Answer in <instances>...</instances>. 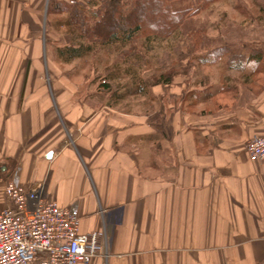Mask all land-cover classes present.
I'll list each match as a JSON object with an SVG mask.
<instances>
[{"label":"crops","instance_id":"1","mask_svg":"<svg viewBox=\"0 0 264 264\" xmlns=\"http://www.w3.org/2000/svg\"><path fill=\"white\" fill-rule=\"evenodd\" d=\"M42 2L0 0V47L30 41L38 61ZM16 59L0 54L29 60ZM238 59L219 73L206 58L213 73L154 85L147 113L61 101L57 88H23L14 68L0 72V210L17 173L24 188L77 203L79 231L97 232L105 254L88 264H264V159L247 151L264 135V86L249 94L241 81L254 60ZM229 77L231 97L217 92Z\"/></svg>","mask_w":264,"mask_h":264},{"label":"rangeland","instance_id":"2","mask_svg":"<svg viewBox=\"0 0 264 264\" xmlns=\"http://www.w3.org/2000/svg\"><path fill=\"white\" fill-rule=\"evenodd\" d=\"M42 1L44 12H41L42 8L39 11L38 32L43 45L39 47L38 61L33 62L30 41L27 45L0 47V54L13 55L14 60L21 55L29 58L28 64L0 62V72L15 69L13 82H18L16 86L57 88L61 101L68 102V97L72 96V102L87 101L96 106L111 105L121 112L147 113L157 103L153 95H149L154 86V78L161 73H186L193 77L192 80H197L203 71L213 73L210 65L209 71H206L200 61L207 58L212 63L216 60L212 56L215 48L221 49L222 53L215 63V70L219 73L222 69L230 70V66L235 65L233 59L239 60L241 56L252 55L260 58H256L257 63L252 65L253 70L261 71L255 76L260 79L255 83L256 87L264 81V0H215L206 6L195 0H173L170 4L172 10L184 9L188 10V14L168 43L146 48L145 40L138 37L123 47H96L91 53L71 63H64L56 53L59 47L70 43L68 29L61 21L66 18V14H47L51 0ZM56 1L67 7L77 4L80 8L92 10L91 0ZM195 32L199 34L197 40L193 37ZM25 36L23 33L22 38ZM110 72L114 73V78H109ZM3 78L6 76L0 75V82ZM230 78L224 80L223 84H230L237 89L235 84H231ZM241 82L249 94L254 96L247 88L246 80Z\"/></svg>","mask_w":264,"mask_h":264},{"label":"built area","instance_id":"3","mask_svg":"<svg viewBox=\"0 0 264 264\" xmlns=\"http://www.w3.org/2000/svg\"><path fill=\"white\" fill-rule=\"evenodd\" d=\"M248 153L264 159V135L247 144ZM10 205L0 210V264H88L99 252L97 232L79 231L76 202L60 206L41 187L24 188L17 173L5 183Z\"/></svg>","mask_w":264,"mask_h":264},{"label":"trees","instance_id":"4","mask_svg":"<svg viewBox=\"0 0 264 264\" xmlns=\"http://www.w3.org/2000/svg\"><path fill=\"white\" fill-rule=\"evenodd\" d=\"M172 1L91 0L92 10H85L77 4L67 7L62 2L51 0L47 8V14L65 13L66 18L61 21L64 22L63 25L66 26L68 29L67 33L71 37L70 43L64 47H59L56 53L61 61L71 63L73 60L91 53L96 47H123L131 44L138 37H142L145 40L146 48H153L154 45L168 43L178 32L179 26L182 25L188 14V10H172L170 5ZM195 1L202 6H206L215 0ZM193 37L197 40L199 34L197 35V32H195ZM220 51L221 49L216 48L212 50V56L216 60L222 55ZM252 58L256 63V58L260 59L253 56ZM115 67L116 65L112 70ZM260 72V69L252 70L250 78L252 82L249 78H246L247 88L254 95H258L264 86V81L259 87L255 85L260 80L259 76L258 78L255 76L260 74ZM175 74L169 73L166 75L161 73L154 78V85L171 82ZM113 75L114 73L110 72L109 78H114ZM250 82L252 85L249 84ZM140 87L142 88L143 86H138V88ZM217 92L234 96L236 88L226 83ZM208 95L210 97L214 96L211 92Z\"/></svg>","mask_w":264,"mask_h":264}]
</instances>
